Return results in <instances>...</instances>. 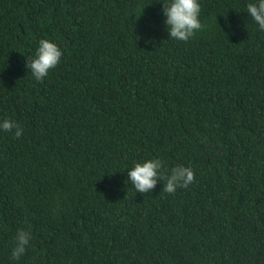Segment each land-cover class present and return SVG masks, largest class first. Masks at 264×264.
<instances>
[{
  "label": "trees",
  "instance_id": "1",
  "mask_svg": "<svg viewBox=\"0 0 264 264\" xmlns=\"http://www.w3.org/2000/svg\"><path fill=\"white\" fill-rule=\"evenodd\" d=\"M160 2L0 0V119L24 129L0 132V264H264V32L246 0H200L168 38ZM41 38L63 54L36 82ZM155 157L193 182L135 192Z\"/></svg>",
  "mask_w": 264,
  "mask_h": 264
},
{
  "label": "clouds",
  "instance_id": "2",
  "mask_svg": "<svg viewBox=\"0 0 264 264\" xmlns=\"http://www.w3.org/2000/svg\"><path fill=\"white\" fill-rule=\"evenodd\" d=\"M160 4L168 38L187 41L202 28L200 0H163ZM244 12L254 22L256 30L264 32V0H246ZM62 54L56 42L49 38H41L32 57H26L27 73H30L36 82H42L49 70L55 68L60 62ZM23 131L18 121L7 117L0 119V132L12 133L15 138H19ZM127 179L135 192L150 193L154 186L161 182L164 192L174 193L178 188H186L193 182L194 171L190 166L183 164H176L165 169L164 162L155 157L134 161L127 169ZM31 239L30 230L17 229L14 247L11 249V257L14 260L24 255Z\"/></svg>",
  "mask_w": 264,
  "mask_h": 264
}]
</instances>
